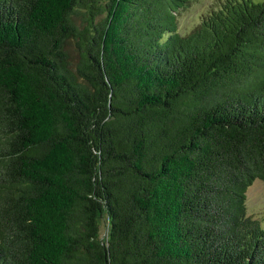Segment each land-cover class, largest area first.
Listing matches in <instances>:
<instances>
[{
	"label": "trees",
	"instance_id": "trees-1",
	"mask_svg": "<svg viewBox=\"0 0 264 264\" xmlns=\"http://www.w3.org/2000/svg\"><path fill=\"white\" fill-rule=\"evenodd\" d=\"M188 1L0 0V264H264V0Z\"/></svg>",
	"mask_w": 264,
	"mask_h": 264
},
{
	"label": "rangeland",
	"instance_id": "rangeland-1",
	"mask_svg": "<svg viewBox=\"0 0 264 264\" xmlns=\"http://www.w3.org/2000/svg\"><path fill=\"white\" fill-rule=\"evenodd\" d=\"M258 2L261 0H253ZM218 0H190L185 6L180 7L176 13V30L185 34L196 26L201 18L213 9ZM72 57L75 56L76 51L70 46ZM245 206L246 214L257 219L262 228H264V181L261 179H254L245 191ZM99 235L105 237L108 228V218L103 214L98 219Z\"/></svg>",
	"mask_w": 264,
	"mask_h": 264
}]
</instances>
